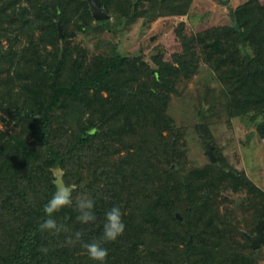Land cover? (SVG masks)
<instances>
[{"label": "trees", "instance_id": "1", "mask_svg": "<svg viewBox=\"0 0 264 264\" xmlns=\"http://www.w3.org/2000/svg\"><path fill=\"white\" fill-rule=\"evenodd\" d=\"M190 1L101 5L132 23L183 14ZM233 12L238 28L231 25L229 37L178 31L186 59L174 63L157 51L150 62L117 50L88 55L69 40L93 20L88 0H0V264H100L84 247L94 241L108 250L103 264H264L261 245L245 234L264 218V191L214 148L206 165L172 164L181 151L169 102L200 60L221 84L227 115L264 136V0H245ZM58 173L72 186V204L52 214L67 229L56 233L39 225L49 218L44 206ZM223 187L246 192L247 218L219 209ZM84 194L95 202L88 223L76 219ZM113 206L125 230L106 241ZM78 231L80 240L69 243Z\"/></svg>", "mask_w": 264, "mask_h": 264}, {"label": "rangeland", "instance_id": "2", "mask_svg": "<svg viewBox=\"0 0 264 264\" xmlns=\"http://www.w3.org/2000/svg\"><path fill=\"white\" fill-rule=\"evenodd\" d=\"M244 1L229 0L224 4L220 0H191L183 14H165L145 20L138 18L132 23L110 12L103 22L93 19L89 26L77 30L69 40L84 46L88 55L117 50L126 55H142L152 62L151 55L161 51L165 58L181 63L187 56L178 31L190 35L209 29L213 38H227L234 21L233 9ZM244 50L250 51L249 47ZM168 111L179 134L181 151L179 159L173 158V165L174 159L178 168L208 163L205 153L207 139L201 134L204 130L200 131L204 127L221 158L220 162L243 172L264 191V136L259 134L253 122H247L240 116L227 115L221 84L203 61L200 60L198 71L178 86L171 97ZM0 125L5 127L2 121ZM245 197V191L235 192L223 187L216 199L220 201L221 211H235L238 220L242 221V217H248L240 205ZM248 226L243 222L240 229L247 232ZM260 245V262H263L264 243Z\"/></svg>", "mask_w": 264, "mask_h": 264}, {"label": "clouds", "instance_id": "3", "mask_svg": "<svg viewBox=\"0 0 264 264\" xmlns=\"http://www.w3.org/2000/svg\"><path fill=\"white\" fill-rule=\"evenodd\" d=\"M0 125V129H2ZM94 200L84 194L77 200V210L79 215L76 219L81 223H88L96 219L93 212ZM72 204L71 189L67 186L59 187L52 198L44 206V212L49 218L45 219L40 225L41 230H49L59 233L61 231H67L64 225L58 224L55 219L51 218L52 214L59 211L65 206ZM106 223L104 224L103 239L106 241L115 240L118 236L122 235L125 230V224L122 221V212L118 206H113L106 214ZM81 232L74 234L75 239L69 238V243H76L81 238ZM87 250V254L90 259L99 261L100 264L106 260L108 250L101 247L99 242H92L84 244Z\"/></svg>", "mask_w": 264, "mask_h": 264}, {"label": "water", "instance_id": "4", "mask_svg": "<svg viewBox=\"0 0 264 264\" xmlns=\"http://www.w3.org/2000/svg\"><path fill=\"white\" fill-rule=\"evenodd\" d=\"M222 3L227 4L229 0H220ZM89 3V9L91 11L92 17L94 20H103L109 17V13L106 11V9L101 5V0H88ZM234 16V21L233 25L235 28H238V23L236 19V15L234 12H232ZM58 28V33L59 36H62V28L61 24H57ZM205 152L209 156L210 159L214 160L215 159V154L213 151L212 144L208 141L205 142ZM174 168H178L176 159H174ZM54 183L56 185V188L58 189L59 187L66 186L62 174L58 173L56 178L54 179ZM69 189L72 188V186H67ZM178 217H181L178 213H176ZM263 228H264V218L258 220L255 224V232L253 234H248L245 233L246 236L250 240V244L252 247H258L262 241H264V233H263Z\"/></svg>", "mask_w": 264, "mask_h": 264}]
</instances>
